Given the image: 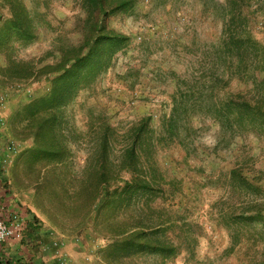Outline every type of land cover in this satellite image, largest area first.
<instances>
[{
  "label": "rangeland",
  "instance_id": "374dc122",
  "mask_svg": "<svg viewBox=\"0 0 264 264\" xmlns=\"http://www.w3.org/2000/svg\"><path fill=\"white\" fill-rule=\"evenodd\" d=\"M254 41L264 0H0V156L35 220L0 264L40 247L50 264H264V119L224 107L264 106ZM142 231L176 254L125 248Z\"/></svg>",
  "mask_w": 264,
  "mask_h": 264
},
{
  "label": "trees",
  "instance_id": "16d2710c",
  "mask_svg": "<svg viewBox=\"0 0 264 264\" xmlns=\"http://www.w3.org/2000/svg\"><path fill=\"white\" fill-rule=\"evenodd\" d=\"M122 40V38L119 37H110L109 42L116 46L119 44V42ZM251 40V39H250ZM234 42L237 46H241L243 41L241 39H234ZM254 46L261 49L263 55H264V47L262 48L259 44H257L256 41L253 42ZM87 58H80L78 61L74 63V68H72L69 71H66L62 74H60L55 81L57 83H64L66 81H70L71 79L75 78L74 82L79 81L80 77V70L82 69V66L85 65ZM67 73V74H66ZM66 85V84H65ZM224 107L227 110H235L237 117L236 119L238 122H242L245 120V118H250V120L254 122H257L259 120L264 119V106L257 107L256 105L251 104L248 100H242V99H234L228 102ZM132 155L135 156V152L132 153ZM146 184H141L143 187ZM157 232V231H156ZM151 233H147L145 231L137 232L132 234L128 239L126 240V244H124L125 248H136V249H148L149 251H161V252H168L170 254H176V249L174 246L166 247L165 244L162 242H158L157 239H151L150 236ZM7 263V262H6Z\"/></svg>",
  "mask_w": 264,
  "mask_h": 264
},
{
  "label": "built area",
  "instance_id": "2783aa9c",
  "mask_svg": "<svg viewBox=\"0 0 264 264\" xmlns=\"http://www.w3.org/2000/svg\"><path fill=\"white\" fill-rule=\"evenodd\" d=\"M4 108H5V97H0V133L5 126L4 118ZM9 161L4 160L0 156V168L2 170V175L7 171ZM4 177H0V246L7 245L12 242H22L25 238L26 231L29 228L28 218L23 212L17 209H9L7 204V195L9 191V182L4 180ZM59 253V252H57ZM62 258L61 263L65 264Z\"/></svg>",
  "mask_w": 264,
  "mask_h": 264
},
{
  "label": "crops",
  "instance_id": "0c3cea01",
  "mask_svg": "<svg viewBox=\"0 0 264 264\" xmlns=\"http://www.w3.org/2000/svg\"><path fill=\"white\" fill-rule=\"evenodd\" d=\"M5 118V124L7 125L10 121V101L6 104V115L4 116ZM8 130V125H7V128L4 129L1 131L0 133V138H2L1 136H3L5 134V132ZM9 171H10V167L7 169V171L4 173V175H2V170L0 168V177H4L5 181L9 182V194L7 195V201L4 202L5 204H7V207L9 209H17V210H20L21 212L24 213V215L28 218V221H29V225H34L35 224V220H34V217H33V214H31L28 209L25 207L24 204L21 203V200L17 197V195L15 193H13L10 189V179H9ZM22 204V205H21ZM27 232H29V229H27L26 231V235H25V238L22 242H12V243H9L7 245H3V246H0V247H5V249L8 251L6 254L10 255V250H11V253L14 254L16 253L15 251H18L20 249V251H23V250H26L27 251L29 250V246L26 244V237H27ZM42 248V250H40L37 254H31L30 255V258H25L23 255L22 256H18V259H20V263L21 264H27L26 261H33L35 257L36 260L35 262L37 264H50V262H52V259L55 257V253L53 252H49L47 251L46 249L47 248H43V247H40ZM17 249V250H15ZM1 261V260H0ZM49 262V263H48ZM35 263V264H36ZM34 264V263H33Z\"/></svg>",
  "mask_w": 264,
  "mask_h": 264
}]
</instances>
